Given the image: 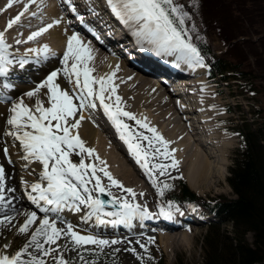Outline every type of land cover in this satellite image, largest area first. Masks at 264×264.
Segmentation results:
<instances>
[{"label": "snow or ice", "instance_id": "obj_1", "mask_svg": "<svg viewBox=\"0 0 264 264\" xmlns=\"http://www.w3.org/2000/svg\"><path fill=\"white\" fill-rule=\"evenodd\" d=\"M107 4L114 16L130 29L131 35L141 47L146 44L152 50L157 51L158 54L179 52L190 67H206L204 57L201 55L199 48L192 42L189 29L185 27L188 13L175 0H107ZM27 7L26 4L25 10H27ZM72 11H76L75 7L72 8ZM21 15L23 13L10 20L7 27L11 28L13 24L17 23ZM59 22L58 20L55 21L57 24ZM51 27V24L47 26V28ZM47 28H41L39 31L31 33L28 40H33L41 35L47 31ZM17 43H20V41H17ZM10 48L11 45L6 42L4 33L0 32V77H7L13 66L24 69L29 63L25 58L19 60L13 58L12 53L9 51ZM28 52H37L38 54L43 52L45 57L56 55V53L51 52L47 45L40 50L28 49ZM93 58L90 44H85L79 38V34L74 33L67 39L66 50L63 52V59L61 60L62 69L52 70L34 89L27 91L14 102L11 97H7L8 102L11 103L7 124L13 129L9 134L20 142L25 153L23 159L34 160L42 166L40 181L30 185L29 199L37 204L43 202L40 211L46 214L55 213L72 206L79 210V205H86L100 223L105 222L101 219L102 214L116 217L117 219L109 221L113 224L126 223L134 217L151 218L152 214L146 207L130 203L127 199L121 200L113 197L111 201H105L100 199L99 196H93V191L104 193L106 190L101 186L100 178L96 176V167L93 164L85 163L83 158L80 159L79 163H74L70 158L72 154L83 155L86 153L91 156L94 152V149L86 148L79 133L73 131L79 128L80 121L84 117L80 116L79 119L70 118L76 117L79 110L85 107L95 108L97 99L105 114L113 122L121 139L125 141L130 151L136 156L137 161L143 160L141 166L146 172L151 173L155 169H159L160 175H164L168 167L164 164H153L149 167V147L152 149L151 155L153 156L156 154L165 158L171 156V152L168 150L169 142L163 138L155 127H149L147 123L137 119L133 113L125 111L120 106L122 98L119 95H115V106L106 102L107 99L111 98V95L116 93V86L112 85L110 88H106L104 77L95 80L91 76L94 69L88 66V62ZM69 61H72V63L69 64ZM81 65H83L82 68ZM118 68L117 65V70ZM61 72L70 83L81 90L78 96H73L68 90L61 88L58 83V75ZM114 75L115 72L110 74L107 79L111 80ZM81 76L83 77L82 83ZM93 84H100L98 92L92 87ZM2 87L13 89L15 85L11 82H3ZM42 89L45 90L43 95L46 99L37 98L34 106L25 103V96L28 98L38 97ZM106 91L109 93L108 96L105 95ZM123 117L135 120L137 125L148 129L153 135L144 136L142 133H133L130 126L122 119ZM141 140L148 141V147H145L140 142ZM154 141L160 147H155ZM161 148H163V151H161ZM4 151L7 154V149H4ZM177 164L178 162L173 157L171 167L175 168ZM89 170H91L90 175L95 177V185L92 190L87 187L90 183L87 178ZM100 171L109 178L112 185L123 187L104 168H101ZM4 180V169L0 166V201L4 200ZM43 182H46V185ZM163 187L169 188L171 186L165 184ZM9 191L14 190L10 189ZM125 191L131 193L133 197L136 195L130 188L125 189ZM160 194L163 195L162 189ZM106 203L117 204L119 208L114 212H105ZM174 207L170 202L167 209H160V214L166 218H171ZM175 210L179 211L178 207ZM4 219L10 220L11 217L5 216ZM36 222V212L27 214V219L19 228V231L21 233L27 232L29 226ZM62 235L69 237L77 247L88 244L106 246L120 243L118 240L109 241L91 234L82 235L75 231L70 223L66 225V228H58L56 222L50 220L48 215L39 220V226L32 233L31 243L35 244L38 250H42L43 256H48L55 249L45 250L44 245L56 244ZM38 237L44 238L43 243L39 242ZM149 239L152 240L153 238ZM29 246L25 245L11 256L0 254V264H45L43 259L35 255L27 262L21 259ZM141 247L145 246L141 245ZM131 251H135V249H131ZM57 264H67V262L60 257Z\"/></svg>", "mask_w": 264, "mask_h": 264}, {"label": "rangeland", "instance_id": "obj_2", "mask_svg": "<svg viewBox=\"0 0 264 264\" xmlns=\"http://www.w3.org/2000/svg\"><path fill=\"white\" fill-rule=\"evenodd\" d=\"M187 1L189 0H183V2L185 3ZM200 2L202 5V9H201L202 12L199 8H195V5H197V1L192 6L193 10L186 8L188 3L186 7L184 8L188 9L190 13L193 14V18L197 22L201 23L203 22V18L205 19L208 25V29L206 30V37L210 44V49L213 51V53H217V54L219 53L218 55L221 56V58H224V59L230 58L232 60V63H236L238 65V68L236 71H234L235 74L237 73L243 74V76H245L243 78L244 81H246L247 83L249 82L251 85L255 86L257 90V93L255 96H250L248 95V93H246V96L241 93L239 94V90L237 86L234 84V81H235L234 75H231L230 77H228V79H226L227 81L217 76L215 80L216 82H218V84L219 83L220 84L218 85V87L212 88L214 92L216 91V93L211 95V97H214V99L209 101V103L216 102L217 104H208V105L217 107V111L220 112V115H222L221 116L222 119H218V120H215L216 119L215 114H218V113L214 114V112H211L210 109L207 106H205L206 103L204 102L205 99L203 97L204 93L201 92L199 96L198 94H196V96L199 97V100L197 101L201 102L203 109L194 111L196 113L194 117H196L197 114L201 112H207L206 117L207 116L211 117L210 122H212L214 130H216L217 139H220L222 135H225L228 138H230L228 136L230 135L233 141H232L231 147L228 148V150L226 151L227 159H226L225 164L222 165V169L224 170L223 175L215 176L214 178H211L209 184L207 185L202 184L200 188H197V187L194 188L190 186L187 181V176L185 173L188 169H185V167H181L178 164L175 167L174 173L179 177V178L177 177L178 180L180 179L185 180L186 185H188V187L192 189L196 195L201 196L204 199H207V198L217 199V198H220L221 196L232 197L235 195L229 183L228 177L230 175V167L233 164V158H234L236 149L240 145L239 143L240 140L237 134L238 128L241 126L244 118L248 119L250 122L252 121L260 122L261 116L264 115V0H200ZM40 5H43V4H39L38 2V3H33L30 6V9H36V11H40L37 17V19L39 20L41 19L42 16L45 15L44 9L48 6L49 8H51L50 4H46L44 6V9L39 8ZM17 12H12L9 15V17L3 16V15L0 16V25L4 26L0 28V32L4 33L5 40L7 38V35L16 34L17 32L21 33L23 30L21 21L25 13L21 15L20 20L17 23L13 24L11 28L7 27L8 22L14 19L18 15ZM22 12H24V10L20 11V13ZM2 17L7 19L6 25H2L5 22V20H3ZM50 17L52 16L50 15ZM30 23L31 21L28 22L27 25H29ZM43 38H45L44 35H41V37L39 36L37 40V44L40 43ZM62 46L63 44L59 46L58 49H60V47ZM16 47H20V46H16ZM51 52H54V51H51ZM56 52L58 53L59 51H55V53ZM38 55L39 56L41 55V57L45 56L43 52H40L39 54H37V56ZM70 63H72V61H70L69 64ZM81 68H82V65H81ZM101 72H102V69H99L98 73H96L95 75L99 76ZM142 75L146 76L144 74ZM227 76L229 75L227 74ZM62 78H63V74H62ZM63 79L66 80V78H63ZM11 82L14 83L15 86H24V87L27 85L31 86L32 84H34L33 82H31V80L28 81L22 78H14L12 79ZM69 84L74 85L73 83H70V82ZM214 84L215 83H213L212 85ZM70 87L71 88L68 89L70 94L73 96H76V92L74 91L73 87L72 86ZM205 91L207 92V90ZM76 102L78 103L79 101L77 100ZM33 103L35 105V101H33ZM7 106L10 109L11 103L8 104ZM167 107L169 106L152 105V104L146 106L147 108L146 110L150 111V113L155 117V119H158L161 122V124L163 125L161 129H163V131H166V132L174 128L175 120H177V118H180V114L178 112L179 107H176V109L175 107L173 109H168ZM255 108H257L256 112H259L258 116H256L253 112ZM9 109L7 111H9ZM225 109H226V112L224 111ZM174 110L176 112H174ZM87 111H88V115L85 111L84 120H87L88 119L87 117H90L91 115L93 116V114L89 110ZM208 113L209 114L211 113L213 116L211 114L209 115ZM191 114H193V112H191ZM9 116L6 115V112L0 113V135L1 137L4 133V136H3L4 138H0V152L2 154V159L4 161V164L10 163L11 161L13 164L12 166H15L16 159L14 158L16 157L14 156L12 157V159H10L8 151H7V154H5V151H4V149H6L8 142L15 141V138H13V136L11 135L9 136V139H7L8 136L6 135V132H4V130L10 126L8 124L2 123V121L5 120V118ZM122 119L124 120L125 123H127L130 126V130L133 133L139 134L135 130V128H133L134 120L129 119L127 117H123ZM187 121L190 122V119H188ZM220 121H225V123L221 124ZM92 123L96 131H102L98 125H96L94 122ZM219 124L221 127H219ZM102 132H104L107 138V141L109 142L108 144L110 145V147L113 146L115 150L119 152L121 148L117 145L115 146L113 145V142H112L113 139L112 138H111L112 140L110 139L109 133H107V131H102ZM195 134L198 137H206L205 136L206 133L201 132V130H199ZM10 138L12 140H10ZM140 142L144 144L143 140H141ZM18 144L20 148L14 145H11V148L13 146L17 148V150L20 153L25 155L24 151H22L23 148L20 145V142ZM85 147L89 148L87 146V143H85ZM202 147L204 148V150L208 152L212 150H216L217 148L213 145H206V146L203 145ZM149 149L152 151L150 147L148 148V150ZM168 149L170 148L168 147ZM78 151L79 150L77 149V152ZM161 151H163V149H161ZM122 152L121 153L119 152V154L122 155L123 154ZM215 154L216 153H213L212 156H210L212 157L214 163H216V161L219 158ZM157 155L158 154H156V156ZM83 156L84 154L83 155L72 154L70 158L73 160L74 163H79L80 159H82ZM95 157L89 156L88 159H85V158L83 159L85 160V163L93 164L96 167L97 169L96 176L100 178L101 186L106 189L105 190L106 192L111 193L112 197H117L121 200L127 199L130 203H134L142 207H146L148 211L153 210L155 212L156 210L160 211L161 208L166 209V207L162 204L163 202L160 201V199H158V196L156 195V192H155L157 188V182L160 178V177L157 178L156 174L154 175L151 173L150 180L152 182L148 183L147 185H146L147 181H145V177H143V175L141 174H139L140 176L135 175L134 178L133 177L130 178V181H127V182L118 180L120 184L124 186L121 188L119 186L112 185L109 178L105 176L102 171H100L101 168L105 169L108 167H105L103 163L101 165L98 164ZM159 157L161 158L163 156L159 155ZM171 157L173 158L172 154H171ZM128 159L130 160V163L127 159L124 158L125 161L131 164L133 160L131 161V157L129 155H128ZM17 160H18V164H19V161L20 163L25 162V160L22 161L21 159H18V158ZM98 161L103 162L104 160L98 159ZM111 163L112 162L109 163L110 166H111ZM171 163L172 162L170 159L169 164ZM13 168L14 170H16V167H13ZM19 170H21L20 175L23 177V175L21 174L23 169L19 168ZM25 177L32 178L33 176L30 177L27 175ZM17 182H18V185L22 186L23 179L22 180L17 179ZM181 182L178 183V186L176 188L177 193L180 192L179 189L181 187ZM125 183H127V186ZM89 184H91L92 189H94L95 177H91ZM127 187H130L131 189H133V191L135 190L134 192L136 193V195L134 197L133 196L131 197L132 194L127 193V191H125ZM92 194L93 196H98L99 192L93 191ZM84 207L88 208L86 205H84ZM115 210L116 209L111 208V211H115ZM45 215H48L49 218H51L52 216H55L52 214H37V222H36L37 226L39 225L38 221L40 219H43ZM79 216L81 217V215ZM82 216L85 218V213ZM26 219L27 217H23L19 222H16L15 224L11 226H7L6 231H8V233H4L3 235H1V232H0V236H1L0 247L7 249L9 246L11 247V245L13 244L14 245L20 244L19 246L21 247L25 246L27 240H25L24 233H21L19 231V228L24 224V221ZM69 223L73 225V228L75 227L79 229L78 231H80V229L86 228L81 222H75L74 220H62V224L56 225V227L66 228V225ZM206 226L207 225H202V224L192 225L189 227L190 228L189 230H184V229L177 230L176 231L177 233L171 230H168L167 232H152L144 236H135V235L125 236V235H121L118 233L93 232L94 236L98 238L107 239L109 241L111 240L120 241V243L109 244L106 246L88 244V245L77 247L74 244V242L71 241L69 237L62 235L56 244L51 245L52 246L51 249H55V251L53 252V255L50 257L49 260H45V264H57V260L60 257H62L67 262V264H105V263L107 264H157L159 262L158 261L159 258L164 259L165 264H177V261L179 259H183V261L186 262L187 264H201L204 260L203 244L205 242L204 237L207 231ZM229 226L231 225L229 224L227 225L226 223H224L221 226V228L225 229L224 227L229 228ZM31 230L34 231L33 229ZM82 231H84V232L80 231V234L82 235L91 234L88 230H82ZM167 233L168 234L170 233V234L168 235ZM149 238H153V239L150 240ZM247 239L250 243H252L253 241L252 232H247ZM17 240L20 242H18ZM5 245H7V247H5ZM141 245H144L145 247H141ZM44 248L45 250H47V244L44 245ZM131 249H135V251H131ZM40 257L46 258L42 254Z\"/></svg>", "mask_w": 264, "mask_h": 264}, {"label": "bare ground", "instance_id": "obj_3", "mask_svg": "<svg viewBox=\"0 0 264 264\" xmlns=\"http://www.w3.org/2000/svg\"><path fill=\"white\" fill-rule=\"evenodd\" d=\"M91 1H94V0H91ZM38 2L39 4H43L39 6V8H42V9H44V6L46 4H50V0H0V16L3 15V16L9 17V15L12 12L18 11L17 14H19L21 10H24V12L22 13H25L21 21V25L23 27L22 32L21 33L17 32L16 34L7 35V38H6V42L9 45H11V48L9 49V51L12 53L13 58H14V54L11 50L15 48L16 46H22L23 49L21 48V50H24L25 54H29L30 56L33 55L35 52L30 53L28 52V49L40 50L45 45H47L51 51H54V52L59 51L60 49H58V47L61 46L63 42L66 39H68V37L71 36L74 32L72 28L68 27L66 23L63 22L64 19L61 16H59L56 20L53 19L52 21L54 23L49 22V20L51 19H49V17L46 16V13L51 14L52 11L56 12L58 10L56 7L49 8V10L45 13L44 16L41 17L40 20L37 19L40 11H36V9H30V6L33 3H38ZM26 4L28 5L27 10H25ZM44 10L46 11V9ZM2 19L5 20V22L2 25H6L7 19L4 17H2ZM57 20L60 21L58 24L55 23V21ZM30 21L31 23L27 25V23ZM49 24L52 25L51 28H47ZM1 27H4V26L0 25V28ZM40 28H47V31L41 34V35H44L45 38H43L41 42L38 44H37V40L39 36L41 37V35L35 37L33 40H28V36L31 35V33L33 32L39 31ZM17 41H20V43H17ZM85 44H90V47L92 49V55L94 58L88 62V66L91 69H94L91 72V74L93 75L95 80H100V78L104 77L105 78L104 83H105L106 88H110L112 85L116 86V93L111 95V98L108 99L110 101V104H113L115 106V95H119L122 98L120 106L125 111L133 113L137 119L144 121L145 123L149 125V127L156 128V130L163 136V138L169 142L168 146L171 148V152L173 153L175 160L178 162V165H180L181 167H185V169H188L185 173L187 176V181L190 186L194 188L196 187L200 188L202 184L203 185L209 184L211 178H214L215 176L223 175L224 170L222 169V165H224L226 162V159H227L226 151L228 150V147L231 146L233 140L231 138H228L225 135H222L220 139H217L216 130H214L212 122H210L211 117L210 116L206 117V114H205L206 112H201L197 114L196 117H194V115H196L194 111L203 109L201 102L197 100L193 101V99L189 97L188 99H186L184 103V100L173 97L172 96L173 94L167 95L163 89L159 88L155 83L152 82V81L158 82L159 80L157 78H152L151 79L152 81H150L147 75L143 76L142 74L144 73H140V71L143 68H140L130 62L129 63L118 62V60H113L110 63L109 62L105 63L104 61L105 55L102 51H100L97 48L96 45L92 43H88V42ZM24 58L27 59L29 63L25 66L24 69H22L23 71H19V69H17L16 66H13L12 69L10 70V73H17V74L24 75L25 73H30L26 71L39 68V66L34 61H32L31 59L29 60L26 57ZM19 59L21 58H16V60H19ZM117 65L119 66L118 70H117ZM55 67H56V64L46 65V66L41 67L40 70L31 71L32 77L30 76V78L35 82L34 86H37L38 80H40L39 82H42L41 79L44 80L46 78L47 76L46 71L49 68L52 70H55L56 69ZM99 69H102V72L99 76H96L95 74L98 73ZM135 70H138V71H135ZM113 72H115V75L112 76L111 80H108L107 77ZM40 75H42V77H40ZM62 79H63L62 75L59 74L58 83L61 85V88L67 90L68 84L64 83ZM73 79H74V76H73ZM199 80L200 82L204 81L203 79L198 77L196 78V81H193L192 83L198 84ZM180 83L188 84V81L182 80L180 81ZM0 84H3V82H1ZM208 84L212 85L213 83L210 81V83ZM98 86H100V84H98ZM32 87L33 86L27 85L22 88L14 87L13 89H8L7 91H0V98L1 97L5 98L7 96V97L13 98L15 101L20 96H23L24 93L29 91V89ZM176 87L177 85H175V88ZM188 90H191V89H188ZM193 90L196 91L197 87H194ZM44 91L45 90L42 89L41 93L38 94V97L28 98L25 96L24 97L25 103L30 106H34L33 101H35L36 103L37 98L46 99V97L43 95ZM200 91H203V90H200ZM193 94H198L199 96L201 93H193ZM186 96H188V92L186 93ZM89 99H92V98H89ZM198 100H199V97H198ZM106 102L109 103L107 100ZM8 104L10 103L0 102V113L6 112L7 116L10 115V111H7L9 109V107L7 106ZM150 104L169 106L167 107L168 109H173L174 107L176 109V107H179L178 112L180 114V118H177V120H175L174 128H172L168 132L163 131V129H161L163 126L161 122L158 119H155V117L150 113V111L146 110L147 109L146 106ZM87 110H88V107L83 108L81 116L84 117L85 111L88 115ZM96 111L97 110L95 109L94 112ZM101 112L103 114L105 113L103 107H102ZM174 112L176 111L174 110ZM191 112H193V114H191ZM92 117L93 116L91 115V118ZM193 118H194V122L187 121L188 119H193ZM7 119L8 117L5 118V120H3L2 123L7 124ZM84 119L80 121L79 128L73 131L78 132L80 138L84 141V143H87V146L89 148L94 149L93 153L96 155H99L100 156L99 158L104 160V164L108 167L106 168V170L107 171L110 170V174L113 179L119 180V181L122 180L124 182H127V181H130V178L132 177L134 178L135 175H138V176H140L139 174L142 175V172L139 171V169L137 168V166H139L140 169L144 170L143 167L141 166V164L143 163L142 160L140 162L137 161L136 156L130 151V149L128 148V145L125 143L123 139H122V142L117 141V144L121 148V151H123L122 152L123 157L127 159L129 163H130V160L128 159V155L131 156L130 153L132 154L131 161L133 160L132 161L133 164L132 163L129 164L127 161H125L122 155H120L119 152H117L113 146L110 147V145L108 144L109 142L107 141V138L104 132L96 131L91 120L88 119L90 121L89 122L88 120H84ZM98 126L101 130L104 129L102 124L99 123ZM199 130H201V132H205L206 137L196 136L195 133L198 132ZM118 136H120L119 133H118ZM7 139L9 138L7 137ZM203 145L205 146L213 145L217 148L216 150H212L208 152L204 150V148L202 147ZM11 151L13 152L12 155L15 156L16 158L21 159L22 161L25 160L23 159L24 155L20 153L17 150V148L12 146ZM213 153H216L215 155L219 157L216 163H214L212 157H210L212 156ZM101 162L102 161H99V164H101ZM110 162H112L111 166L109 164ZM0 165L4 166V173H5L4 193H3L4 200L0 201V215L3 216L2 221L0 222V232L2 235L3 233L6 232L7 226H11L16 219L20 218V216H26L29 213H28V210L25 208L26 207L25 199L21 196L18 190V187L16 185L17 171L14 170L13 166L4 164L1 152H0ZM17 167L23 169V171L21 172L23 177L27 175L32 177L34 169H41V165L35 162L34 160H31V161L25 160V162H22V163H20L19 161V164L17 165ZM145 173L147 172L145 171ZM25 178H29V177H25ZM125 184L127 186V183ZM127 188H130V187H127ZM10 189H13L14 191H9ZM78 211L75 210V214H77ZM90 211L91 210H88V213L92 214V212ZM61 215L68 216L66 215V213H61ZM79 215L82 216L83 215L82 212H80ZM5 216L11 217V219L5 220L4 219ZM86 217H87V213L85 212V218ZM88 222L91 223V221L87 220V223ZM91 224L93 225L94 223H91ZM94 225L99 230L107 229L106 227H108L107 224L106 225L94 224ZM28 230L30 232L28 235V240H27L26 245H30V246L28 247L27 252H25L21 258L25 262L31 260L33 255L41 258L40 256L42 254V250H38L35 247V244L31 243V236H32L31 231L32 230L30 226ZM43 239H44L43 237H38V240L41 243H43ZM14 246H17V245H14V244L11 245V247H14ZM15 253L16 252H14L13 255Z\"/></svg>", "mask_w": 264, "mask_h": 264}, {"label": "trees", "instance_id": "obj_4", "mask_svg": "<svg viewBox=\"0 0 264 264\" xmlns=\"http://www.w3.org/2000/svg\"><path fill=\"white\" fill-rule=\"evenodd\" d=\"M220 72L230 68L219 61ZM254 88V87H253ZM252 89L246 93L250 95ZM255 115L258 116L259 112ZM244 146L235 156L228 177L236 196L211 199L220 214V223H210L203 244L204 260L201 264H264V115L257 127L245 122L243 126ZM198 196L183 181L181 193L172 194L171 199ZM231 226L221 228L222 223ZM252 232L253 241L247 239ZM177 264H187L179 259Z\"/></svg>", "mask_w": 264, "mask_h": 264}]
</instances>
